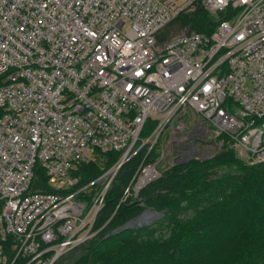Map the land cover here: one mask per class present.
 <instances>
[{
	"label": "built area",
	"instance_id": "obj_1",
	"mask_svg": "<svg viewBox=\"0 0 264 264\" xmlns=\"http://www.w3.org/2000/svg\"><path fill=\"white\" fill-rule=\"evenodd\" d=\"M196 5L211 32L163 35ZM185 110L264 162V0H0V264H54L94 237L120 166L141 153L117 205L156 178L144 160Z\"/></svg>",
	"mask_w": 264,
	"mask_h": 264
},
{
	"label": "trees",
	"instance_id": "obj_2",
	"mask_svg": "<svg viewBox=\"0 0 264 264\" xmlns=\"http://www.w3.org/2000/svg\"><path fill=\"white\" fill-rule=\"evenodd\" d=\"M176 20L178 27L205 34L216 24L215 15L199 5ZM219 137L222 149L215 155L169 166L139 190L142 198L117 205L141 153L124 162L97 216L94 228L101 230L54 264H264V162H242ZM116 158L108 151L80 162L78 182L95 178ZM223 165L225 171H213ZM33 180L35 188L52 191L41 170L34 169ZM139 202L156 217L110 233L141 212Z\"/></svg>",
	"mask_w": 264,
	"mask_h": 264
},
{
	"label": "rangeland",
	"instance_id": "obj_3",
	"mask_svg": "<svg viewBox=\"0 0 264 264\" xmlns=\"http://www.w3.org/2000/svg\"><path fill=\"white\" fill-rule=\"evenodd\" d=\"M181 32L182 28L178 27V21L175 19L165 29L163 35H176ZM258 123L263 124L260 123V120H258ZM228 143L229 144H226V146L232 149L234 154L238 156L242 162L250 163L245 154L242 153L240 156L237 148L234 147L231 142L228 141ZM221 144L222 137H219V134H216L212 126L200 123V118L196 114L191 113L189 110H185L177 115L170 125L163 131L155 145L150 149L144 161L153 162L155 164L158 171L156 178H158V176L162 175L169 166L175 163L184 162L190 158L203 159L215 155V153L222 149L220 148ZM226 168V165H223L222 167H214L213 171L217 174L225 171ZM75 180V186H83L90 181L79 183L78 175L75 176ZM99 187V185L94 183L91 187L86 189L84 195L87 197L91 196ZM33 188H35V185ZM138 192L133 199L131 198L132 201L142 198V196L139 197L140 195ZM137 206L142 209L137 215V219L131 224L147 223L156 217V212L145 207L142 202H139Z\"/></svg>",
	"mask_w": 264,
	"mask_h": 264
},
{
	"label": "water",
	"instance_id": "obj_4",
	"mask_svg": "<svg viewBox=\"0 0 264 264\" xmlns=\"http://www.w3.org/2000/svg\"><path fill=\"white\" fill-rule=\"evenodd\" d=\"M180 163H182V162H180ZM137 217H138V216H136V217L130 219L128 222H126L125 224H123L122 226H120L118 229H115V230H113V231L110 232V233L117 232V231H119V230L122 229V228H126V227H128L133 221H135V220L137 219Z\"/></svg>",
	"mask_w": 264,
	"mask_h": 264
}]
</instances>
